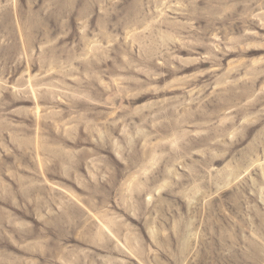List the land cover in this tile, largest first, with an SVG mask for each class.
<instances>
[{
    "label": "rangeland",
    "instance_id": "374dc122",
    "mask_svg": "<svg viewBox=\"0 0 264 264\" xmlns=\"http://www.w3.org/2000/svg\"><path fill=\"white\" fill-rule=\"evenodd\" d=\"M0 264H264V0H0Z\"/></svg>",
    "mask_w": 264,
    "mask_h": 264
}]
</instances>
